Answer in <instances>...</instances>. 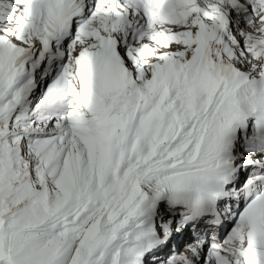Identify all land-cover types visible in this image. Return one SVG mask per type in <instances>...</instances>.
<instances>
[{"label":"snow or ice","instance_id":"snow-or-ice-1","mask_svg":"<svg viewBox=\"0 0 264 264\" xmlns=\"http://www.w3.org/2000/svg\"><path fill=\"white\" fill-rule=\"evenodd\" d=\"M0 264H264V0H0Z\"/></svg>","mask_w":264,"mask_h":264}]
</instances>
